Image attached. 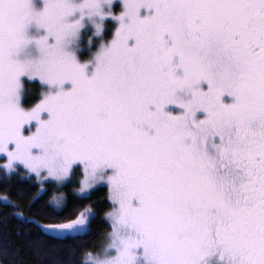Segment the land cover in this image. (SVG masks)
<instances>
[{
	"label": "snow or ice",
	"instance_id": "snow-or-ice-1",
	"mask_svg": "<svg viewBox=\"0 0 264 264\" xmlns=\"http://www.w3.org/2000/svg\"><path fill=\"white\" fill-rule=\"evenodd\" d=\"M33 175L5 220L47 264H264V0H0V179Z\"/></svg>",
	"mask_w": 264,
	"mask_h": 264
},
{
	"label": "trees",
	"instance_id": "trees-1",
	"mask_svg": "<svg viewBox=\"0 0 264 264\" xmlns=\"http://www.w3.org/2000/svg\"><path fill=\"white\" fill-rule=\"evenodd\" d=\"M11 186L6 183L3 179H0V247H2L6 242L10 248V257L14 255L16 264H47V258L38 255L31 247L27 245V242L23 236H17L16 230L20 228L21 231L24 230L26 226H23L19 221L13 217L9 216L7 220L5 217L14 211L24 212L25 215H36L37 219H42V214L38 215V208L44 201L48 200L52 194L51 189L41 198L36 205L32 206V210L29 212L27 208L29 207L26 199L31 197V194L35 192L38 185L32 178L29 182L23 176L13 177ZM17 187H23L26 191V199L22 200L17 197L16 189ZM46 187H48L46 185ZM107 189L105 187H98L97 190L93 191L92 194L87 199H78L75 194H73L69 199V207L72 205V201L75 200L80 208L85 205H92L97 213L96 221L93 224V231L89 236L82 237L83 240L89 243L98 242L100 234L107 230L108 225L101 219L103 213L108 209L110 203L106 199ZM7 196L16 204L22 205L20 208L13 209L10 206H6L4 203V197ZM49 222V221H42ZM4 259L0 256V261Z\"/></svg>",
	"mask_w": 264,
	"mask_h": 264
},
{
	"label": "rangeland",
	"instance_id": "rangeland-1",
	"mask_svg": "<svg viewBox=\"0 0 264 264\" xmlns=\"http://www.w3.org/2000/svg\"><path fill=\"white\" fill-rule=\"evenodd\" d=\"M114 2H118V0H114ZM119 9L117 8V11H118ZM84 56L86 57L87 56V51L86 50H84ZM20 168H21V172H23L24 170H23V168H22V166H20ZM33 179H34V181H35V176L33 175V177H32ZM36 184L38 185V187H39V184L36 182ZM77 187H78V185H77ZM106 188V187H105Z\"/></svg>",
	"mask_w": 264,
	"mask_h": 264
}]
</instances>
